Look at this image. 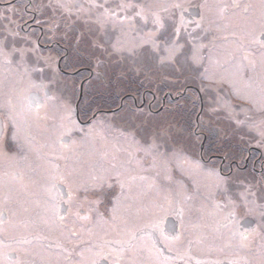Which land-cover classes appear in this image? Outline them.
I'll list each match as a JSON object with an SVG mask.
<instances>
[{
  "label": "rangeland",
  "instance_id": "374dc122",
  "mask_svg": "<svg viewBox=\"0 0 264 264\" xmlns=\"http://www.w3.org/2000/svg\"><path fill=\"white\" fill-rule=\"evenodd\" d=\"M33 1L38 2L34 8L39 10L45 18V24L49 26L45 25V28H52L51 34L58 35L61 43L65 31L60 18L67 17L70 23L79 24V31L76 32L73 28L74 33L66 36L71 38L69 69L88 66L93 70V81L85 85V99L80 106L83 105L81 108L89 115L99 108L111 110L108 111L109 114H100L92 119L88 125L79 124L73 108L78 87L72 79L83 76L59 75L55 71L56 62L51 66L41 61L42 51L38 49L37 54H32L31 49L27 52L25 47L30 48L32 44L29 38H23L18 44L23 47L18 57V145H22L18 157L19 169L24 171L20 179L30 177V172L23 169V163L28 158L38 168V177L42 178L43 175L50 174V170L42 163L52 169V163L44 157H53L54 176L63 178L66 159L75 157L76 153L78 158L86 157L91 163L87 165L86 181L83 183L82 177L77 176L78 187L73 188L76 192L74 196L71 195L72 204L78 206L84 200L81 195L93 196L94 191L101 190L103 195L100 213L104 223L85 230L88 237L92 234L93 238L100 239L83 243L72 241L80 237L83 233L81 229L68 228L57 222L45 228L24 225L21 233H30L24 238V243L12 247L0 244L1 264H9L8 260L16 259L8 257L13 251L19 254L18 264H76L72 258L78 253L82 254L78 256V260L90 261L91 257L101 254L99 249H107L106 241L113 240L115 236L121 237L124 233L128 235L129 231L133 233L136 219H129L119 229L115 223L108 224L112 221H105L106 218H111V208L126 206L125 200L132 193L129 192L125 197L122 190H129L127 187L133 179L142 178L140 172L131 174L135 171L132 165L133 150L140 154L143 149L148 151L151 191L162 195L158 206L156 203L151 205V223H156L155 220L169 206L179 205V202L186 206L191 201L195 207H202L207 202L211 203L212 199H218L212 205L217 211L224 214L232 211L237 216L241 213L254 215L252 212L256 211V206H261L260 211H264V196L259 198L261 203H255L254 196L248 194V185L243 182L245 179H241L239 185L226 181L218 175L216 167L214 172H210L206 167L197 166L189 158L197 151V145H193L197 138L192 132L193 118L187 112L183 114L177 111L179 106H187L183 101L177 104V98L172 97L160 109L159 101L155 104V108L159 109L157 113H149L145 109L136 110L138 108H134L130 100H125L129 103L127 106L121 105L118 108L119 100L128 94H133L139 100V96L145 91L155 95L156 100L164 99L162 92L168 91L176 96L186 85L197 84L210 97L205 107V119L212 124L215 130L213 133L221 137L225 135L224 142L230 144L255 142L264 152V115L258 116L259 112H256L264 104V40L260 39V34L264 33V0H257L249 6L241 4L235 13L222 20L213 17L211 5L208 4L202 22V26L208 29V35L206 31L199 33L198 30L189 37L174 32L176 17L173 12L175 6L172 5L175 1L183 6L188 0H167L168 11L163 20L160 15V0H150L149 3L146 0H110V4L102 2V5L96 0ZM1 18L0 12V32L5 30ZM162 21L167 28L164 37L159 32L163 26ZM56 54L57 52L50 54L49 57L56 58ZM31 55L38 56V60L34 58L32 64ZM62 78L68 79L65 82L66 101L62 102L59 99L63 97L55 96L53 115L45 117L41 112L34 118L33 112L28 113L31 122L26 123V111L22 106L25 92ZM100 78H105L108 84L103 85ZM95 79L97 82H94ZM60 93L62 95L63 92ZM192 105L193 103L189 106ZM86 116L88 114L81 119H86ZM27 124L29 125L25 126ZM64 136L70 139L69 144L60 141ZM216 142L214 140L215 145H212L214 153H225L224 157L228 156L229 143L220 145L221 143ZM23 145H29L30 151L25 150ZM70 145L75 146V152L68 154ZM184 146H188L191 153L186 152ZM98 167L102 168L100 181V177H96ZM71 174L75 172L71 171ZM108 188L109 191H106ZM114 190L117 191L112 195ZM187 195L190 200L186 203L184 201ZM55 197V192L50 194V200L56 201ZM107 197L114 208H109ZM52 205L55 209V202ZM82 208L87 218L89 215L99 214L91 212L97 208L95 205ZM21 218L19 214L18 219ZM261 222L264 223V215ZM203 224L206 223L199 218V230ZM135 225L141 227L142 223L137 221ZM52 237L60 239L54 240ZM84 245L93 250L81 251ZM54 254L57 256L54 257ZM67 257L71 258L66 261Z\"/></svg>",
  "mask_w": 264,
  "mask_h": 264
},
{
  "label": "flooded vegetation",
  "instance_id": "af4514ba",
  "mask_svg": "<svg viewBox=\"0 0 264 264\" xmlns=\"http://www.w3.org/2000/svg\"><path fill=\"white\" fill-rule=\"evenodd\" d=\"M146 1L149 3L150 0ZM255 1L257 0H188L186 5L183 6L174 1V4H172L175 6L173 12L176 17L174 32L180 36L183 33V35L189 37L193 32L200 30L199 33L206 31L208 35V29L202 26L208 4L211 5L210 11L213 17L222 20L227 15L235 13L237 7L249 6ZM96 2L99 5H102V2L110 4V0H96ZM167 3V0H160L159 2L162 20L165 19V14L168 11ZM36 4L38 2L33 0H0L1 20L4 21L5 25V30L0 32V244L5 243L11 247L12 245L18 246L19 243H24V238L30 235V233H21L24 225L45 228L57 222L63 226H68V228L81 229L83 233L80 237L72 239V241L83 243L87 240L100 239V237L93 238L92 234L88 237L85 230L86 228L87 230L93 228L99 223H104L103 215L100 213L103 195L101 190L94 191L93 196L81 195L84 200L80 201L78 206L72 204L71 195L74 196V192H76L73 188H77V176L82 177L83 183L86 181V167L91 164L86 157L78 158L76 153L75 157L66 159L63 178H55L54 176L53 157L48 158L47 155L44 157L50 161V164L52 163V169L47 164L42 163L44 167L50 170V174L43 175L42 178L38 177V168L28 158L23 163V169L30 172V177L25 180L20 179L24 171L19 169L18 157L22 146L18 145V57L23 47L18 46V44L21 43L23 38H29L28 40L33 46H30V48L25 47L26 51L28 52L31 49L32 54H37V49L42 51L41 61L51 66L56 62L55 71L59 75L65 77L83 76L79 79H72L78 87L77 99L73 108L74 116L79 124L86 125L87 121L90 123L92 119H96L100 114H109L108 111L111 110L99 108L89 115L90 113L81 108L83 105L80 106L85 99L83 92L85 85L93 81V70L88 66H79L76 67V70L75 68L69 69L71 38H66V36H69L71 32L74 33L73 28L76 29V32L79 31V24L70 23L67 17L60 18V21L63 20L65 31L61 43L58 35L51 34L53 32L52 28H45V25H48L45 24V18L41 16L39 10L34 8ZM159 32L162 37L166 35L167 28L164 22ZM263 34H260V36ZM28 45L27 43L26 46ZM55 52H57L56 58L54 56L49 57L50 54L52 55ZM34 58L38 60V56L31 55L30 64H32ZM66 80L68 79L62 78L59 80L61 82L56 80L57 82H49L25 92L22 106L26 111V123L31 122L28 113L33 112L34 118L41 112L45 117L53 115L56 104L55 96L63 97V99H59L62 102L66 101ZM99 80L102 81L103 85L108 84L105 78ZM94 82H97L96 79ZM202 88H199L197 84L186 85L175 96L176 101H178L177 104L182 103V101L187 104L185 108L179 106L177 111L183 114L187 112V115L193 118L192 132L197 138H195L196 143H193V145H197V148H195L197 151L194 152L193 157L189 158L197 166L206 167L207 171L214 172V167H216L218 175L226 181L238 183L241 179H245L243 182L248 185V194L254 196L255 203H261L262 200L260 201L259 198L264 196V152L255 142L246 141L243 145H238L239 142L238 144H230L224 142L225 135L221 137L217 133H213L215 130L212 124L208 119H205V107L208 105L207 100L210 97ZM80 89L82 90V98L78 101ZM60 91L63 92L62 95H60ZM168 93L171 92L165 91L162 97H166L160 99L159 109L164 107L167 99H171ZM125 100H130L133 107L138 108L136 110L145 109L149 113H157L159 110L153 109L156 96L151 92L144 91L139 96V100L133 94L123 96L122 100H119L120 108L121 105L124 107L129 104ZM138 101L140 102L138 103ZM189 102L193 105L189 106ZM261 107L260 110H256V112H259L258 116L264 115V104ZM85 114H88V116L82 120L81 118L85 117ZM65 137L67 136L63 138ZM69 140L68 138L66 144H69ZM198 140L199 143H197ZM214 140H217L216 143L218 144L221 143L220 145L229 143L228 151L231 155L224 157L225 153L215 154L212 146L215 145ZM23 146L25 150L30 151L29 145ZM144 147L146 146L144 145ZM185 148L187 149L186 152L191 153L188 146L183 147V149ZM71 151L75 152L74 145L68 147V154H71ZM142 151V154L138 151H131L134 153L132 165L135 167V171L131 174L140 172L142 178L133 179L127 187L129 190H122L125 197L129 192L132 193L125 200L126 206L112 209L111 207L114 208V205L111 206V201L107 197V203L112 211L109 214L111 218L105 219V221H112L110 223L106 222V224L113 225L112 223H115L117 229L122 228L121 226L126 224L129 219L133 221L136 219L142 223V226H136L137 221H135L133 233L129 231L128 235L124 233L123 236H115L110 241L105 239L109 241H106L105 244L107 249H99L98 251H101V254L98 257H91L90 261L78 260V256L82 255L78 253L72 258L76 264H264V223L261 222L264 211H260L261 206L254 208L256 209L252 212L254 215H251V213L242 215L241 213L240 216H237L232 211L226 212L227 214L217 211L216 207L214 208L212 205L214 202H218V199L215 201L212 199L211 203L207 202L209 205L206 204L202 207H195L191 201L190 205L186 206L183 202H179V205L169 206L155 220L156 223H151V205L156 203L158 206L162 195L151 191L149 153L144 149ZM140 156H142L141 159ZM98 163L101 165V162ZM101 169V167L97 168L96 177H100L99 181L102 179ZM71 171H74L75 174H71ZM36 190L37 192H34ZM106 191H109V188ZM116 191H112V195ZM54 192L55 198H57L56 201L50 200V194ZM185 198L184 202L187 203L190 196L187 195ZM52 202L56 204L55 209L65 206L66 211L59 214L53 208ZM92 205L97 206L98 209L96 208L91 212L99 214L89 215L87 218L82 207ZM255 212H259V214ZM19 214L22 216L21 219H18ZM80 215L84 217L81 218ZM199 218L201 222L206 223L202 225L200 230L197 227ZM78 220L81 221L76 225ZM168 220L173 224V231L165 226ZM152 226L154 228H151ZM234 235L237 236L233 237ZM89 249L92 248L85 245L81 247V251ZM63 255L66 257L65 254ZM18 256L17 251L9 253V258L16 259L7 262L18 264ZM56 256L57 254H54V257ZM70 258L67 257L66 261ZM81 258L85 259L83 256Z\"/></svg>",
  "mask_w": 264,
  "mask_h": 264
},
{
  "label": "bare ground",
  "instance_id": "6f19581e",
  "mask_svg": "<svg viewBox=\"0 0 264 264\" xmlns=\"http://www.w3.org/2000/svg\"><path fill=\"white\" fill-rule=\"evenodd\" d=\"M73 74H75V73H73ZM86 124H87V125L89 124L88 121L86 122ZM66 138H67V137H66ZM62 139H63V138H62ZM62 139L60 140L61 142H63ZM66 142H68V141H66ZM86 171H87V167H86ZM77 187H78V186H77ZM56 210H57V212H58L59 214H62L63 211H66V207H65V206H60L59 209H56ZM168 224H171V225H172L171 227L173 228V224H172L169 220L166 222V225H165V226L167 227ZM172 231H173V229H172ZM52 238H53V237H52ZM53 239H54V240H57V239H60V238L54 237Z\"/></svg>",
  "mask_w": 264,
  "mask_h": 264
},
{
  "label": "water",
  "instance_id": "95a60500",
  "mask_svg": "<svg viewBox=\"0 0 264 264\" xmlns=\"http://www.w3.org/2000/svg\"><path fill=\"white\" fill-rule=\"evenodd\" d=\"M260 39H261V40H264V34L260 36ZM170 95H171V94H170ZM81 96H82V90L80 89V95H79V97H78V101H80ZM30 100H31V94H30ZM76 107H77V106H76ZM62 140H63V142H66V141L68 140V138L65 137V138H63ZM171 226H172L171 224H168V225H167V227H168L169 229H172Z\"/></svg>",
  "mask_w": 264,
  "mask_h": 264
},
{
  "label": "trees",
  "instance_id": "16d2710c",
  "mask_svg": "<svg viewBox=\"0 0 264 264\" xmlns=\"http://www.w3.org/2000/svg\"><path fill=\"white\" fill-rule=\"evenodd\" d=\"M162 93H164V92H162ZM168 100H170V99H167V102H168ZM159 101H160V99H157L156 102H155V104L159 103ZM114 104H115V103H114ZM159 104L161 105V103H159ZM153 108H155V106H154ZM91 109H92V108H91Z\"/></svg>",
  "mask_w": 264,
  "mask_h": 264
}]
</instances>
